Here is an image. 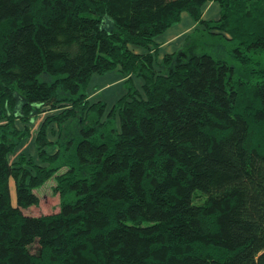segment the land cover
Here are the masks:
<instances>
[{"label":"trees","instance_id":"trees-1","mask_svg":"<svg viewBox=\"0 0 264 264\" xmlns=\"http://www.w3.org/2000/svg\"><path fill=\"white\" fill-rule=\"evenodd\" d=\"M183 13L218 51L159 57ZM258 51L264 0H0V264H264ZM52 176L59 210L24 214Z\"/></svg>","mask_w":264,"mask_h":264},{"label":"rangeland","instance_id":"rangeland-1","mask_svg":"<svg viewBox=\"0 0 264 264\" xmlns=\"http://www.w3.org/2000/svg\"><path fill=\"white\" fill-rule=\"evenodd\" d=\"M208 6V7H207ZM205 7H207L204 19H215L218 17L219 14V6L216 2H208ZM183 17L181 18V21L166 30L164 33V40L167 37L169 33L175 32V30H183L186 25H188V22L185 21V19L189 22H193V20L188 16V14L183 13ZM193 31L191 32V34ZM184 34L179 37L175 42L170 43L164 47H160V54L159 57L162 58L165 53H171V52H177L181 53L183 58H188L191 55H197L201 52H210L214 49V51L219 50V45L217 42H215L214 38H211L207 35L199 33L197 31L193 36L189 39L183 38ZM162 37V36H161ZM162 42V40H161ZM159 42V45L161 44ZM215 45V46H214ZM223 51H229L228 47L222 48ZM223 53V52H221ZM253 59L259 60L263 66H264V52H255L253 54ZM119 78L116 74V71L108 72L103 75L99 74H93L89 86L87 88L88 98L90 101H104L107 104V109L110 108V106L116 101L117 98H119L124 91V80L121 79V81L113 84L112 86H108L106 89L104 88L105 84L104 82L107 80H113L116 81V79ZM134 81L136 83V86L139 87V83L141 82L140 79L134 78ZM96 90H101L100 92H97ZM47 112L42 113L38 116L35 126L33 129L36 128V125L44 115H47ZM89 121H93L95 117L91 116L89 117ZM38 128V127H37ZM75 128L77 130L76 122H67L64 127V133L74 132ZM34 133V131H32ZM51 138V137H50ZM25 154L29 157H35L36 156V149L34 146V140H33V134L30 138L22 140L19 145L15 148L14 152L9 155V158L11 160L18 157L19 154ZM55 184V178L52 176L49 179H47L43 184H41L39 187L35 188L33 191L38 197V204L31 205L23 210L24 214L27 215H46L55 213L59 210V195L54 194L52 191V187ZM11 194L12 198L14 199V189L11 182ZM35 248V247H34ZM33 249V248H32Z\"/></svg>","mask_w":264,"mask_h":264},{"label":"crops","instance_id":"crops-1","mask_svg":"<svg viewBox=\"0 0 264 264\" xmlns=\"http://www.w3.org/2000/svg\"><path fill=\"white\" fill-rule=\"evenodd\" d=\"M207 7H205V10H204V13H203V17L205 16V12H206ZM181 18H185V17H183V14L181 15ZM185 21L188 22V25H186L183 30H179V31L175 30V32L169 33L167 35V37L165 38V40H164V37H163L164 35L158 39V42H161V40H162L161 44L159 45L161 48L166 46V45H168V44H170V43L175 42L179 37H181L184 33L188 32L193 27V23L192 22H189L186 19H185ZM119 81H121L120 78H117L116 81H113L112 79L108 80V81L106 80L104 82V84H105L104 88L106 89L108 86H112L113 84H115V83H117ZM96 91L100 92L101 90H96Z\"/></svg>","mask_w":264,"mask_h":264}]
</instances>
